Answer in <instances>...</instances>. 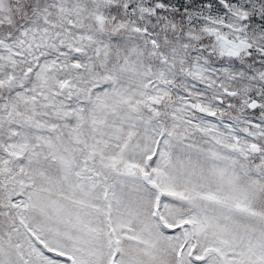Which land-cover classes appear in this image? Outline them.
Listing matches in <instances>:
<instances>
[{"label":"snow or ice","instance_id":"snow-or-ice-1","mask_svg":"<svg viewBox=\"0 0 264 264\" xmlns=\"http://www.w3.org/2000/svg\"><path fill=\"white\" fill-rule=\"evenodd\" d=\"M0 264H264V0H0Z\"/></svg>","mask_w":264,"mask_h":264}]
</instances>
